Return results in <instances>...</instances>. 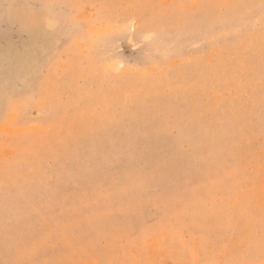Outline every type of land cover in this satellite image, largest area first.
<instances>
[{
	"label": "rangeland",
	"instance_id": "rangeland-1",
	"mask_svg": "<svg viewBox=\"0 0 264 264\" xmlns=\"http://www.w3.org/2000/svg\"><path fill=\"white\" fill-rule=\"evenodd\" d=\"M0 264H264V0H0Z\"/></svg>",
	"mask_w": 264,
	"mask_h": 264
},
{
	"label": "snow or ice",
	"instance_id": "snow-or-ice-1",
	"mask_svg": "<svg viewBox=\"0 0 264 264\" xmlns=\"http://www.w3.org/2000/svg\"><path fill=\"white\" fill-rule=\"evenodd\" d=\"M3 7L7 10V9H10L12 7V5L5 4Z\"/></svg>",
	"mask_w": 264,
	"mask_h": 264
},
{
	"label": "bare ground",
	"instance_id": "bare-ground-1",
	"mask_svg": "<svg viewBox=\"0 0 264 264\" xmlns=\"http://www.w3.org/2000/svg\"><path fill=\"white\" fill-rule=\"evenodd\" d=\"M130 195V194H129Z\"/></svg>",
	"mask_w": 264,
	"mask_h": 264
}]
</instances>
